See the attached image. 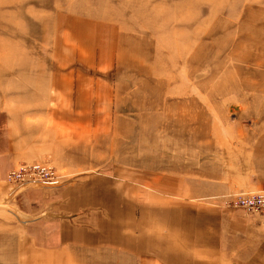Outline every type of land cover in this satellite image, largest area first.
<instances>
[{"label": "rangeland", "instance_id": "rangeland-1", "mask_svg": "<svg viewBox=\"0 0 264 264\" xmlns=\"http://www.w3.org/2000/svg\"><path fill=\"white\" fill-rule=\"evenodd\" d=\"M263 44L264 0H0V264H137L46 244L53 205L37 201L96 174L158 209L263 220L226 202L264 190V65L238 60ZM234 64L250 70L225 77ZM36 163L60 184L8 180Z\"/></svg>", "mask_w": 264, "mask_h": 264}, {"label": "crops", "instance_id": "crops-1", "mask_svg": "<svg viewBox=\"0 0 264 264\" xmlns=\"http://www.w3.org/2000/svg\"><path fill=\"white\" fill-rule=\"evenodd\" d=\"M182 193L205 194L201 188ZM157 201L155 193L96 174L38 200L37 209L53 205L46 244L57 248L118 253L137 264H264V219L251 221L241 210L226 213L189 200L158 209ZM230 253L236 258L228 259Z\"/></svg>", "mask_w": 264, "mask_h": 264}, {"label": "built area", "instance_id": "built-area-1", "mask_svg": "<svg viewBox=\"0 0 264 264\" xmlns=\"http://www.w3.org/2000/svg\"><path fill=\"white\" fill-rule=\"evenodd\" d=\"M27 179L31 183L57 186L61 182L58 170L49 163H36L15 168L8 174V180L19 182ZM235 207L243 208L254 214L264 215V190L253 193H242L227 200Z\"/></svg>", "mask_w": 264, "mask_h": 264}, {"label": "bare ground", "instance_id": "bare-ground-1", "mask_svg": "<svg viewBox=\"0 0 264 264\" xmlns=\"http://www.w3.org/2000/svg\"><path fill=\"white\" fill-rule=\"evenodd\" d=\"M261 48L264 50V44L261 45ZM247 53H248V52H247ZM250 55H252V54H250V53H248V54H244V55L240 56L238 60H239V61H249L250 59H254V60L258 59V62H257L256 64H258V65L263 64V65H264V52H263V53H259L258 56H255V57H251ZM236 56H237V55H236ZM232 58H233V57H232ZM234 68H235V71L233 72V71H231V68L228 67L227 69L230 70V71H229L228 75H225V77H228V78L230 79V78L235 77V74L237 73V74H238V77L241 78L243 75L246 76V75H245L246 70H250L249 66H247V67H242V66H240V65H238V64H234ZM259 71H260V70H259ZM235 72H236V73H235ZM260 74L264 75L263 72H262V73L260 72ZM193 77H194V76H193ZM233 79H234V78H233ZM236 80H237V79H236ZM236 80H234L233 82H235ZM221 85H222V84H221ZM221 85H220V86H221ZM253 86H254V85H253ZM196 108H197V105H195V104H193V103L188 104V106H187L188 114H189L190 112H192L193 109H196ZM187 119H188V124L194 122V120L189 119V115L187 116Z\"/></svg>", "mask_w": 264, "mask_h": 264}]
</instances>
